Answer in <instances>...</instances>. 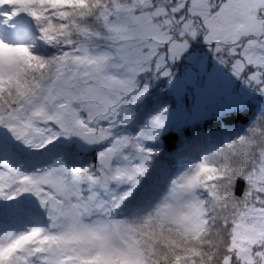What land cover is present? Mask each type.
<instances>
[{
  "label": "snow or ice",
  "instance_id": "1",
  "mask_svg": "<svg viewBox=\"0 0 264 264\" xmlns=\"http://www.w3.org/2000/svg\"><path fill=\"white\" fill-rule=\"evenodd\" d=\"M20 18L35 33L16 43L0 36V128L35 150L61 138L100 150L83 167L57 157L25 173L0 162V199L31 194L48 219L47 228L0 237V264H264V151L250 147L264 115L171 179L162 200L137 209L138 219H117L149 174L157 153L148 145L167 120L164 109L125 134L132 106L151 80L175 79L194 41L264 92V0H0V27L17 30ZM33 35L55 53L35 54ZM191 61L204 65L196 53ZM207 164L218 173L211 182L201 179ZM227 203L235 204L232 220L220 221L217 242L204 243L217 205ZM93 215L102 219L87 223Z\"/></svg>",
  "mask_w": 264,
  "mask_h": 264
},
{
  "label": "rangeland",
  "instance_id": "2",
  "mask_svg": "<svg viewBox=\"0 0 264 264\" xmlns=\"http://www.w3.org/2000/svg\"><path fill=\"white\" fill-rule=\"evenodd\" d=\"M13 23H20L21 25L25 24L26 32H32L33 30V33H35V25L31 21L20 18ZM6 29V32L10 37L15 36L16 33L14 31L8 28ZM0 36H2L1 33ZM194 53L198 54L203 59V66L192 63L191 57ZM175 73V79L171 83H169L168 79L164 77L153 79L149 82L150 88L148 94L142 101L132 106L134 118L124 129L125 134L136 135L142 127L147 125L148 121L153 116L158 115L164 109H167L166 124L160 132L159 138L154 142H150L148 145V147L152 148L154 151L159 150L157 145L160 137L167 131H178L185 126L192 124L196 125L200 121L210 118L218 119L226 113H231L233 111L236 112L243 107H246L250 102L258 103L264 98V92L246 85L243 81L234 77L226 68L219 65L203 40L194 41L189 52L181 60L176 62ZM157 94L161 96H156ZM149 99L157 100L156 111L153 113H147L145 118L142 117L140 121H137L145 102ZM255 105L258 107L260 106L259 104ZM135 122L139 125L138 127L135 125ZM3 140L6 144H2V142L4 143ZM77 142V138H73L71 141L61 138L57 141V143H59L58 148L63 149L64 152H66L65 146L67 144L72 143L76 145ZM14 146L17 150V155L20 157H26V160L28 161L27 163H21L23 167L19 168L25 173H32L37 168L47 166V164L51 163L53 159L57 158L55 154L51 160V157L49 156L50 152H48L47 159L42 150H35L25 146L21 142L15 140L8 130L0 128V149L2 148L8 152V150ZM52 149L54 148H51L50 151ZM99 150L100 149L98 148L89 154H93V156L97 158ZM53 153H55V151H53ZM78 153L82 154L80 151H78ZM159 161L160 159H158V162ZM0 162L2 161L0 160ZM185 165H189V163ZM186 167L187 166H184V168ZM16 168L18 169V167ZM158 168H160L159 164L153 162L150 170L155 172ZM161 168L163 169L164 167ZM167 173H171L170 169L167 170ZM161 194L162 191H159L139 204H130L126 208L124 206L122 209L123 212L120 211L121 214L119 217H129V219L137 217V209L141 208V205L143 207L139 214H143L144 211H147L151 205L157 201ZM23 199L25 200L21 202L23 203V206L30 208L28 202L30 199L36 198L31 194H24ZM0 202H3V199H0ZM40 214L43 216L42 218H44L46 223L41 219L42 221L39 222L38 220L36 223L40 224L37 226L47 227V214L45 212H41ZM5 234L6 232H0V237H3Z\"/></svg>",
  "mask_w": 264,
  "mask_h": 264
},
{
  "label": "trees",
  "instance_id": "3",
  "mask_svg": "<svg viewBox=\"0 0 264 264\" xmlns=\"http://www.w3.org/2000/svg\"><path fill=\"white\" fill-rule=\"evenodd\" d=\"M17 25L18 29H21L24 33L23 35L14 38V40H11V42H19L20 37L34 34L33 31L26 32V27L23 26V24L21 25L20 23H17ZM30 43L33 44V50L37 55H51L56 51V49L36 39L35 35H33V39ZM156 96L161 95L157 94ZM156 103V99L147 100L143 110H141L140 115L138 116L137 121H140L142 117L145 118L147 113H153L156 111ZM255 104H259L260 106L258 107ZM261 115H264V98H262L258 103L250 102L246 107H243L236 112L233 111L231 113H226L218 119H206L200 121L196 125L192 124L185 126L181 130H170L162 134L157 145L159 150H153L158 154L154 157L153 162H157L160 168H158L155 172L150 170L149 174L145 177L141 188H139L134 196L130 198V200L126 203L125 208L130 204H139L159 191H162L163 194L168 182L180 172L184 171V166H188L185 164L199 161L202 159L203 155L208 154L209 152L223 146L225 143L245 134L247 129L255 122L257 117ZM135 125L137 127L139 126L136 122ZM2 144H6V142L4 141ZM58 146L59 143L56 141L41 150L44 155H46V158L48 157V152H50L49 156L51 157V160L56 154L57 157H63L65 162L70 166H88L96 160L93 154L82 155L78 152L75 154H69L64 152L63 149L58 148ZM51 148L54 149L50 151ZM53 151H55V153H53ZM158 159H160L159 162ZM0 160H7L11 166L15 168L18 167V169L23 167L21 163L28 162L26 157H20L17 155L15 146L11 147L8 152L1 148ZM161 167L164 168L162 169ZM169 169L171 173L168 174L167 170ZM244 187L245 184L243 181L237 183V195L243 194ZM21 197L15 200L3 199V202H0V229L4 226L5 228L13 229L15 233H21L31 229L32 227H38L37 225H40L36 224L38 220L39 222L44 220V218H42L43 216L34 214L31 209L24 207L21 202L25 200L23 199V196ZM121 211L123 212V210Z\"/></svg>",
  "mask_w": 264,
  "mask_h": 264
},
{
  "label": "clouds",
  "instance_id": "4",
  "mask_svg": "<svg viewBox=\"0 0 264 264\" xmlns=\"http://www.w3.org/2000/svg\"><path fill=\"white\" fill-rule=\"evenodd\" d=\"M245 134H243L241 136H244ZM238 139H239V137L234 139V140H238ZM232 142H233V140L230 141V142L225 143L223 146L219 147L218 149H216L214 151H218L220 148H224L226 144H230ZM250 147L251 148H255V150L257 152L264 151V120L261 121L260 131L256 134V138L251 140ZM201 162H202V159H200L199 161H196L194 163H190L189 165H199V164H201ZM186 169H187V167L185 168V170ZM217 176H218L217 169H216V166L213 165V164H207L202 169L201 179H204L207 182H211L212 180H216ZM166 191H167V187L163 191V194L160 196L161 200L163 199V196L166 193ZM231 192L233 194L235 193V182L234 181L232 182ZM201 196H202V199L205 202L208 201V199H209L208 196H205L203 193H201ZM233 207H235L234 203H227V204L217 205V208H219L221 210L219 211V213H214V216H217L218 219H216L214 221L215 227L212 229L210 240L209 239H205L204 243L217 242L219 240L220 233L225 231V226H224V224L220 223V221H222V220H229V221L232 220L233 215H234L233 212H232V208ZM209 210H211V209H209ZM99 219H102V216L93 215V216L87 218L86 222L92 224V223H95ZM117 219L132 220V219H138V217H135V218H132V219H129L128 217H124V218L117 217ZM47 227H48V225H47ZM47 227H45V228H47Z\"/></svg>",
  "mask_w": 264,
  "mask_h": 264
},
{
  "label": "water",
  "instance_id": "5",
  "mask_svg": "<svg viewBox=\"0 0 264 264\" xmlns=\"http://www.w3.org/2000/svg\"><path fill=\"white\" fill-rule=\"evenodd\" d=\"M76 145L80 146V153L82 154H89L93 151H95L96 149H98V147H90L86 144H84L82 141L78 140V142L76 143ZM29 207L34 210L37 213H41L44 212L43 208L41 207V205L39 204L38 199H30L29 201Z\"/></svg>",
  "mask_w": 264,
  "mask_h": 264
}]
</instances>
